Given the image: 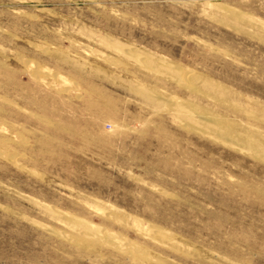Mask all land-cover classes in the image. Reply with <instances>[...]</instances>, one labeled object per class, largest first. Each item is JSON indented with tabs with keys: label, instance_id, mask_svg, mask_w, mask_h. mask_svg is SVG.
<instances>
[{
	"label": "rangeland",
	"instance_id": "1",
	"mask_svg": "<svg viewBox=\"0 0 264 264\" xmlns=\"http://www.w3.org/2000/svg\"><path fill=\"white\" fill-rule=\"evenodd\" d=\"M0 264H264V0H0Z\"/></svg>",
	"mask_w": 264,
	"mask_h": 264
},
{
	"label": "bare ground",
	"instance_id": "2",
	"mask_svg": "<svg viewBox=\"0 0 264 264\" xmlns=\"http://www.w3.org/2000/svg\"><path fill=\"white\" fill-rule=\"evenodd\" d=\"M113 50H116V51H118V52H120V53H123L124 55H126V56H128V57H131V56H133L134 55V53H133V51L132 50H124L120 45H118L117 43H115V42H111V41H108V43H107ZM150 60V59H149ZM148 61V60H147ZM143 64H144V62H142ZM147 63V62H146ZM149 63H152V61H149ZM160 64V63H159ZM164 64H166V63H164ZM147 65V64H146ZM161 65V64H160ZM154 65H152V67H153ZM165 66V65H164ZM163 66V67H164ZM164 70H167V71H170L171 69H172V67L171 68H169V67H164L163 68ZM176 72V71H175ZM185 76H187V75H185ZM193 78V77H192ZM191 78V79H192ZM182 79H183V76H182ZM192 80H194V78L192 79ZM194 82V81H193ZM191 84H192V82H191ZM143 93V92H142ZM141 94V93H140ZM144 94L147 96V98H149V99H153L154 98V95H152L151 93H147V92H144ZM146 98V99H147ZM159 103V102H158ZM185 109V108H184ZM187 113V118L189 119V121H191V122H193L194 121V115H193V112H186ZM186 117V116H185ZM195 118H197L196 116H195ZM187 119V120H188ZM196 122V121H195ZM191 124V123H190ZM210 124V123H209ZM209 124H207V125H209ZM203 127V126H202ZM205 129L207 130V131H210V132H212V133H214L216 136L215 137H218L220 140L222 139H224V140H226L227 139V135L224 133V132H216L217 130H214V128L213 127H211L210 125L209 126H205ZM205 129H203V130H205ZM211 135V134H210ZM223 140V141H224ZM226 142V141H225ZM231 142V141H230ZM79 221V220H78ZM75 221V224L77 225V226H82L83 224L81 223V221ZM84 225H85V223H84ZM83 225V226H84ZM86 226H87V224H86ZM84 228H85V226H84ZM86 229V228H85ZM87 231V230H86ZM89 232H93V231H89ZM159 233V232H158ZM161 235V234H160Z\"/></svg>",
	"mask_w": 264,
	"mask_h": 264
}]
</instances>
